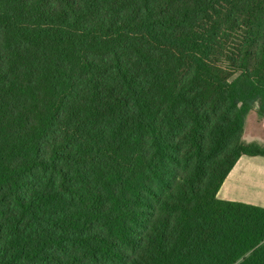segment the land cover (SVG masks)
<instances>
[{"label": "trees", "instance_id": "16d2710c", "mask_svg": "<svg viewBox=\"0 0 264 264\" xmlns=\"http://www.w3.org/2000/svg\"><path fill=\"white\" fill-rule=\"evenodd\" d=\"M250 110L264 0H0V264H264Z\"/></svg>", "mask_w": 264, "mask_h": 264}, {"label": "rangeland", "instance_id": "374dc122", "mask_svg": "<svg viewBox=\"0 0 264 264\" xmlns=\"http://www.w3.org/2000/svg\"><path fill=\"white\" fill-rule=\"evenodd\" d=\"M239 74L233 75L236 79ZM241 163L237 166L245 182L239 183L234 187L231 195L235 199H244L251 204L262 206L264 203V158L260 156H242ZM235 168V167H234ZM245 203V202H244ZM247 203V202H246ZM250 204V203H249Z\"/></svg>", "mask_w": 264, "mask_h": 264}, {"label": "crops", "instance_id": "0c3cea01", "mask_svg": "<svg viewBox=\"0 0 264 264\" xmlns=\"http://www.w3.org/2000/svg\"><path fill=\"white\" fill-rule=\"evenodd\" d=\"M242 140L245 142H258L264 144V118L259 117L254 110L248 111L244 121V127L242 131ZM243 157L240 156L235 162V168H231L221 183L219 189L216 192V196L220 199L247 202L252 203V201H246L244 199H235L231 195L233 194L234 187L239 183L245 182L243 176H240L241 172L238 170L237 166L241 163ZM234 166V165H233ZM240 166V165H239ZM240 185V184H239ZM264 207V203L262 204ZM262 207V206H261Z\"/></svg>", "mask_w": 264, "mask_h": 264}]
</instances>
